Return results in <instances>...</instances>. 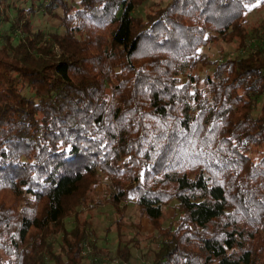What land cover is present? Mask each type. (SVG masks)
<instances>
[{"label":"trees","instance_id":"1","mask_svg":"<svg viewBox=\"0 0 264 264\" xmlns=\"http://www.w3.org/2000/svg\"><path fill=\"white\" fill-rule=\"evenodd\" d=\"M145 1L0 0V264H83L96 247L78 208L129 199L157 233L152 264L263 263L264 47L248 41L264 25L248 32L244 14L264 0L135 15ZM220 39L247 51H199ZM130 257L119 243L116 264Z\"/></svg>","mask_w":264,"mask_h":264},{"label":"rangeland","instance_id":"2","mask_svg":"<svg viewBox=\"0 0 264 264\" xmlns=\"http://www.w3.org/2000/svg\"><path fill=\"white\" fill-rule=\"evenodd\" d=\"M8 1L10 3H18L20 0ZM158 1L161 0H146L134 10V14L144 16L146 12L151 11L154 3ZM164 1L165 0H163L162 3H164ZM254 5L255 6H248L246 9L244 14V26L250 33H252L253 28L257 27L260 29L259 34L262 35L263 28H261L260 25H264V6L260 4ZM56 12L62 14L60 9H56ZM14 14L15 11L11 10L10 17ZM58 25V20L49 18L43 14H38L34 18V26L43 29L45 32L60 31L61 28L58 27ZM8 27V23L0 17V40L3 34L9 32ZM16 40L17 38L14 35L13 42H16ZM235 44L236 43H228L220 39L200 47L199 51L207 54L212 59L218 60L245 54L247 50L237 49ZM248 44L252 47H264V43L261 39L254 37V34L252 39L248 41ZM204 70L205 69L202 67L199 68V72L202 75L205 72ZM263 101L264 97L261 99V102ZM99 178L100 181L93 187L92 193L90 194L93 198L105 202L110 188L105 174L101 171H99ZM118 208L119 210H116L108 203H102L94 207L85 206L78 208L79 221L86 223L90 233L88 242H94L96 247V250H93L90 245L85 247L83 251V264H116L115 253L119 243L120 246L126 243L130 248V264H152L153 253L159 246L156 231L149 225L145 218L139 215L138 208L133 199L119 203ZM163 212V226H166L173 217V203L164 206ZM73 217L67 220L68 227L74 225L75 221ZM118 223L120 224L119 227L117 226ZM1 257L5 258L2 251H0V258ZM262 264H264V260Z\"/></svg>","mask_w":264,"mask_h":264},{"label":"snow or ice","instance_id":"3","mask_svg":"<svg viewBox=\"0 0 264 264\" xmlns=\"http://www.w3.org/2000/svg\"><path fill=\"white\" fill-rule=\"evenodd\" d=\"M253 6H255V5H253Z\"/></svg>","mask_w":264,"mask_h":264}]
</instances>
